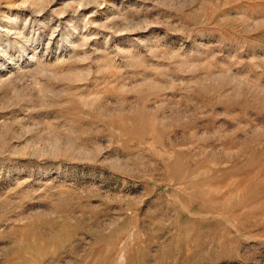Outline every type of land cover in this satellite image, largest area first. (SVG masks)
Masks as SVG:
<instances>
[{"label":"rangeland","instance_id":"rangeland-1","mask_svg":"<svg viewBox=\"0 0 264 264\" xmlns=\"http://www.w3.org/2000/svg\"><path fill=\"white\" fill-rule=\"evenodd\" d=\"M0 264H264V0H0Z\"/></svg>","mask_w":264,"mask_h":264}]
</instances>
